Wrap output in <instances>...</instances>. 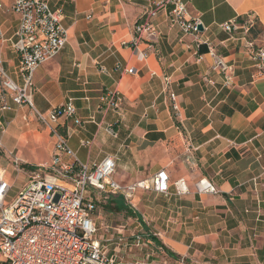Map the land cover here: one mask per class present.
<instances>
[{
  "label": "crops",
  "instance_id": "0c3cea01",
  "mask_svg": "<svg viewBox=\"0 0 264 264\" xmlns=\"http://www.w3.org/2000/svg\"><path fill=\"white\" fill-rule=\"evenodd\" d=\"M162 1L48 0L52 9H62L69 40L59 55L35 69L32 106L8 99L9 109L0 112V170L12 188L21 181L18 191L29 168L49 163L54 139L34 109L47 113L71 101L81 122L63 117L58 123L81 161L115 157L113 178L121 185L167 171L168 197L149 190L135 200L142 202L143 230L159 233L160 245L175 255L191 254L196 264H264V76L254 78L246 48L248 40L256 43L264 35V0H186L190 15L203 23L199 45L172 25V6L165 3L151 18L157 33L141 36L133 46L134 26ZM11 4L0 0V56L13 81L22 85L13 49L18 16ZM249 20L253 23L244 32L240 27ZM230 21L240 27L223 31L220 26ZM209 47L230 66L233 86L225 87L211 70ZM167 81L178 113L171 109ZM108 90L124 97L119 110H104L101 101ZM109 122L118 132L115 138L105 132ZM13 152L31 164L16 175ZM202 177L218 192L198 194L194 184ZM180 178L189 189L181 195L173 184ZM117 196L94 198L111 205ZM103 214L96 205L100 237L116 227Z\"/></svg>",
  "mask_w": 264,
  "mask_h": 264
},
{
  "label": "built area",
  "instance_id": "2783aa9c",
  "mask_svg": "<svg viewBox=\"0 0 264 264\" xmlns=\"http://www.w3.org/2000/svg\"><path fill=\"white\" fill-rule=\"evenodd\" d=\"M165 3L172 6L169 12L172 25L184 34L194 36L197 45L202 43L199 26L203 29V23L197 15H190L187 1L163 0L136 23V38L131 44L135 46L141 36L151 37L157 33L151 18ZM10 10L18 16L13 49L19 55L18 70L23 84L17 85L13 81L0 56V112L9 109L8 99L17 105L32 106L30 94L35 69L59 55L69 40L68 29L62 24V9H52L48 0H12ZM252 23L253 20H249L240 27L230 21L220 27L225 32L239 27L246 32ZM3 37L0 29V42ZM246 48L255 66L254 78L263 77L264 35L256 43L248 40ZM208 50L212 58L211 70L222 76L225 87L233 86L230 66L212 47ZM133 70L127 71L132 73ZM165 90L171 109L178 113L176 96L168 89V81ZM123 101L124 97L117 90H108L101 103L105 105V111L119 110ZM34 113L39 124L50 132L55 145L49 163L29 168L27 180L12 198V185L5 172L0 170V264H192L184 259V255H170L165 247L154 245L151 238L160 234L146 232L142 227L128 229L125 223L114 227L115 233L111 231L109 236L100 237L98 233L97 219L93 215L95 194L103 200L110 195H119L135 213V200L140 191L150 190L165 197L170 195V178L165 169L157 170L149 179L121 185L113 178L115 157L105 156L95 164L83 162L69 146L67 134L60 131L58 121L63 117L72 118L75 124L81 122L73 102L55 106L47 113L34 109ZM104 128L107 134L117 137L113 123L109 122ZM11 160L13 170L18 174L22 169L20 160L15 154H11ZM173 184L179 195L189 191L183 178ZM194 185L198 194L218 192L216 185L206 177Z\"/></svg>",
  "mask_w": 264,
  "mask_h": 264
},
{
  "label": "rangeland",
  "instance_id": "374dc122",
  "mask_svg": "<svg viewBox=\"0 0 264 264\" xmlns=\"http://www.w3.org/2000/svg\"><path fill=\"white\" fill-rule=\"evenodd\" d=\"M13 154H15V152H13ZM10 163H11V161H10ZM20 163H21V167H24V170H26L28 166L29 167L31 166V164L26 163L23 160H20ZM14 175H16V173H14ZM16 182H17L16 186L11 189L12 191L10 192V198H12L16 195V193H17L16 188H18L20 183H21V181H19V180H17ZM96 205L103 207V213L104 214H103L102 218H104L105 222H107L109 225H116V226L121 225V224L126 222L127 217H131V219L128 220V225H126V228L132 229L133 226H137V227H142V229H144L145 222L143 220V217L141 216V212L143 211L142 202H140V201L137 202V210L135 213L131 212V209L128 208L127 204L125 205L126 207L124 208L125 210L123 212L118 210L116 208V206L112 203H111V205L110 204L105 205V204H102L100 202H96ZM132 222H134V223H132ZM98 233H99V235L103 234V232H101V231L100 232L98 231ZM104 237H106V236H104ZM151 240L153 241L154 245H156V246L160 245L159 244L160 239L158 238L157 235L154 238L152 237ZM184 259L188 260L192 264H196V263H193V261H196L195 259H197V258L191 256V254H187L184 256ZM202 262H204V261H202ZM202 262H200V264H202Z\"/></svg>",
  "mask_w": 264,
  "mask_h": 264
},
{
  "label": "trees",
  "instance_id": "16d2710c",
  "mask_svg": "<svg viewBox=\"0 0 264 264\" xmlns=\"http://www.w3.org/2000/svg\"><path fill=\"white\" fill-rule=\"evenodd\" d=\"M111 201L114 203V205L116 206V208L118 210L124 209V203L122 202V198L117 196L113 199H111ZM166 251L170 254V255H175L174 253H171L168 249H166Z\"/></svg>",
  "mask_w": 264,
  "mask_h": 264
},
{
  "label": "water",
  "instance_id": "95a60500",
  "mask_svg": "<svg viewBox=\"0 0 264 264\" xmlns=\"http://www.w3.org/2000/svg\"><path fill=\"white\" fill-rule=\"evenodd\" d=\"M199 29L202 30V26H199Z\"/></svg>",
  "mask_w": 264,
  "mask_h": 264
}]
</instances>
